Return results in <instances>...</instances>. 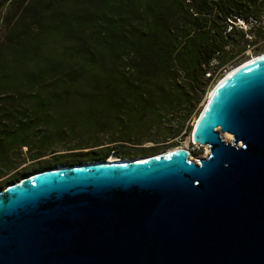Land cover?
<instances>
[{
	"label": "trees",
	"instance_id": "16d2710c",
	"mask_svg": "<svg viewBox=\"0 0 264 264\" xmlns=\"http://www.w3.org/2000/svg\"><path fill=\"white\" fill-rule=\"evenodd\" d=\"M247 50L264 52V0H0V179L69 144L175 147Z\"/></svg>",
	"mask_w": 264,
	"mask_h": 264
},
{
	"label": "water",
	"instance_id": "95a60500",
	"mask_svg": "<svg viewBox=\"0 0 264 264\" xmlns=\"http://www.w3.org/2000/svg\"><path fill=\"white\" fill-rule=\"evenodd\" d=\"M237 68L191 131L205 158L62 165L0 191V264H264V57Z\"/></svg>",
	"mask_w": 264,
	"mask_h": 264
},
{
	"label": "rangeland",
	"instance_id": "374dc122",
	"mask_svg": "<svg viewBox=\"0 0 264 264\" xmlns=\"http://www.w3.org/2000/svg\"><path fill=\"white\" fill-rule=\"evenodd\" d=\"M262 53H264V52H262ZM259 54H261V53H259ZM256 55H258V54H256ZM251 56H254V54L250 50H247L245 52V55H244L243 60L246 61ZM244 61H242V62H244ZM239 64H237V65H239ZM234 67H232V68H234ZM229 70L224 71L223 73H221V75H219V77H217L215 79V81H210V83L206 87V89H205V91H204V93H203V95L201 97V100H200V102L198 104V111L196 113H193L191 115L190 120L186 123V126L188 127V129L190 131L189 132V135L188 136H184L181 139L175 140L176 141V146L175 147L159 148L157 150H149L151 152H149V151L137 152L139 148L152 149V147L157 146V145L152 144V143H144L143 145L137 146L136 148H131V149H133V151H132L133 155H128L127 157L122 158V159L132 160V159H136V158H149V157H153V156L165 154V153L171 151L172 149L178 148V147H182L188 153L189 159L191 161H196L198 159L205 158L207 156V154H208V149L206 148V146H199L197 144H194L191 141L190 134H191V131H192L193 127H194L195 119L198 118L199 114L201 113V111H202V109H203V107L205 105V101H206V98H207V95H208L209 91L213 89V87L215 86V84ZM217 131L219 132V130H217ZM220 137H221L222 141H224L225 143H231L232 142V137H231L230 140H226V139H224V134H221V133H220ZM110 146H112V144L102 143V145H100V147L96 148V149H99V150H97L99 152H96L94 154V156L91 157V156H87V154H86L87 152L85 150H77V149H74L75 147H72V145L69 144L65 148V149H68L67 151H63V152L58 151V152L54 153L53 155H45L44 157L38 159L37 161H31L27 157H23L22 158L23 159V162H21L16 167V170L15 171H20V172L21 171H25L27 175H25L24 177H27V176H30V175H32L34 173H37V172L39 173L40 171H45V170H48V169H51V168H55V167H58L59 168L62 165L70 166V165H74V164H81V163L84 164V163H91V162H94V161H100L99 158L102 155V153L100 152V150L101 149H105L106 147H110ZM129 147H131V146H129ZM72 153H78V154H80V156L77 157L78 159H80L79 162H76L75 163V162H73L71 160L70 161L67 160L65 162L61 161L67 155L72 154ZM60 154H62V155H60ZM111 156L118 157L114 152H112V153H110L108 155V157L105 160H107ZM118 158H120V157H118ZM65 159H67V158H65ZM92 159H95V160H92ZM39 164H42V165H51V166H44V168H39ZM8 176L9 175H6V176H4L3 178L0 179V191H2L7 186H9V185H11L13 183H17V182L20 181V180L13 181V182H9L8 181V182L4 183L5 180H6V178Z\"/></svg>",
	"mask_w": 264,
	"mask_h": 264
},
{
	"label": "bare ground",
	"instance_id": "6f19581e",
	"mask_svg": "<svg viewBox=\"0 0 264 264\" xmlns=\"http://www.w3.org/2000/svg\"><path fill=\"white\" fill-rule=\"evenodd\" d=\"M264 57V53H261V54H258V55H254V56H251L249 59H247L246 61H244V62H242V63H240L239 65H237V66H235L234 68H232V69H230L228 72H226V74L225 75H227L228 73H230V72H232V71H235V68L236 69H238L237 67H239L240 65H242V64H244V63H248V62H250V61H254L255 59H260V58H263ZM224 75V76H225ZM223 76V77H224ZM214 88V87H213ZM212 91H213V89L212 90H210L209 91V93H208V95H207V98H206V101L210 98V95H211V93H212ZM206 101H205V103H206ZM197 119V118H196ZM196 119H195V122H196ZM197 123V122H196ZM191 138V137H190ZM224 139H226V140H230L231 139V136L229 135V134H224ZM172 150H181V151H184V152H186L182 147H178V148H174V149H172ZM171 150V151H172ZM153 157H155V156H153ZM149 158H151V157H149ZM144 159H147V158H136V159H132V160H129V159H122V158H118V157H116V156H111V157H109L107 160H104V161H94V162H91V163H84V164H82L83 166H96V165H101V164H111V163H130L131 161H140V160H144ZM75 167H78V165L77 166H75ZM63 167H57V169H62ZM67 168H69V167H67ZM43 172H45V171H43ZM40 173H42V172H39V173H36V174H40Z\"/></svg>",
	"mask_w": 264,
	"mask_h": 264
},
{
	"label": "built area",
	"instance_id": "2783aa9c",
	"mask_svg": "<svg viewBox=\"0 0 264 264\" xmlns=\"http://www.w3.org/2000/svg\"><path fill=\"white\" fill-rule=\"evenodd\" d=\"M195 144V143H194Z\"/></svg>",
	"mask_w": 264,
	"mask_h": 264
}]
</instances>
